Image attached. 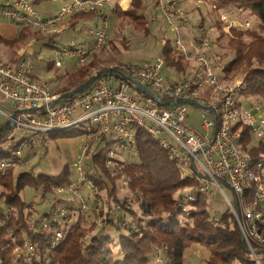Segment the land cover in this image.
<instances>
[{
  "label": "built area",
  "instance_id": "2783aa9c",
  "mask_svg": "<svg viewBox=\"0 0 264 264\" xmlns=\"http://www.w3.org/2000/svg\"><path fill=\"white\" fill-rule=\"evenodd\" d=\"M155 1L175 35L171 46L187 65L184 72L173 70L174 76L165 73L163 55L138 63H114L109 66L114 70L100 74L88 90L50 105L59 94L52 93L49 85L32 79V63L40 58L13 65L0 60V104L9 110L0 108L5 119L0 121V126L8 123L11 129L6 133L7 138L14 139V144L20 141L7 159L0 160V176L9 170L16 173L24 169L28 159L23 149L41 144L44 133L66 129L86 131L84 143L70 164L72 179L56 188L52 198L40 207L33 206L32 212L40 217L38 233L24 247L14 246L16 258L22 253L33 255L38 249L55 246L68 234L67 228L82 216H90L104 207L106 213L121 212L126 200L123 196L122 204L115 205L108 198L107 208L106 203L100 204L97 181L102 178L90 160L103 149L104 166L118 174L120 191L126 186L129 190L128 178L122 171L126 162L137 154L135 133L141 129L174 159L180 178L196 181L195 188L181 194V211H187L188 202L195 200V191L208 200L214 198L215 192L219 193L237 222L245 249L252 256L251 264H264V252H255L264 250V156L251 161L231 132L235 122L240 121L250 128L253 140L264 147V103L238 105L242 83L224 77L221 65L210 57V39L184 37L182 31L188 25V18L178 0ZM116 5L125 9L120 0H65L55 11L44 14L38 11L35 0H0V24L31 27L50 37L57 35L74 14L95 12L98 26L92 31V43L70 41L66 47L51 50L55 67H62L66 60L79 66L87 63L104 44L108 19ZM210 6L216 11L214 3ZM218 20L226 32L250 27L249 22H237L223 11H218ZM120 72L148 86L160 99L176 103L160 105L138 90L134 93L135 84ZM185 99L195 100L206 108L200 109L198 129L189 123L187 103L181 102ZM94 138L101 142L98 151L91 153L88 143ZM250 196L253 200H249ZM164 261V256H157L153 264Z\"/></svg>",
  "mask_w": 264,
  "mask_h": 264
},
{
  "label": "trees",
  "instance_id": "16d2710c",
  "mask_svg": "<svg viewBox=\"0 0 264 264\" xmlns=\"http://www.w3.org/2000/svg\"><path fill=\"white\" fill-rule=\"evenodd\" d=\"M43 1L49 0H35V3ZM211 1L215 4L216 11H213L216 16L218 11L228 13L230 8L248 10L259 22L260 31L247 33L250 37L248 42L242 39L245 35L243 32L232 30L235 38L229 37L228 44L234 57L222 69L225 78L242 74L238 105L243 102L242 98L252 96L264 103V0ZM140 5L141 0H131L125 9L116 5L112 15L147 34L151 20L140 12ZM96 18L97 14L93 11L78 12L68 24L73 27L78 22ZM31 35V27H19L11 41L0 36V45L19 47ZM41 38L38 35L36 37ZM46 45L52 46L51 40ZM97 54L86 64L69 72L60 92L54 94L62 96L85 84L95 74L106 72L108 65L93 73L94 68L101 63ZM162 55L166 68L184 72L187 65L167 41H164ZM10 129L8 123L1 124L0 142L7 139L6 133ZM84 132L81 129L66 131L68 136H79ZM231 132L242 153L251 161L264 156V147L253 141L247 125L237 121ZM135 137L137 154L126 162L122 172L128 178V188L133 198L144 200L145 210L137 214L129 208L130 199L122 204L115 197L114 188L110 187L113 178L102 161V149L91 158L90 165L102 178L97 181L99 188H105L106 183V193L113 196H107L109 200L114 201L115 205L122 204L121 212L111 214L99 209L93 212V220L90 216H82L67 228L68 234L55 246L38 249L33 255L22 253L16 258L13 253L15 245L24 247L27 240L32 242L37 236L40 217L32 212V207H40L51 199L56 188L70 182L72 172L64 165L57 175H34L31 168H24L16 173L9 170L0 176V264H153L157 256H164L162 264H185V253L195 244L208 252L205 264H233L235 261L251 264L237 222L228 207L214 215L211 213L212 200L195 191V200L188 202L187 211H181L179 192L186 186L195 188L196 181L180 178L174 159L143 130L137 129ZM10 154V149L3 150L0 146V160L7 159ZM26 186L35 192L37 203L26 202L22 198L21 193ZM51 206L55 208L56 204ZM126 211L127 217L123 214ZM177 216H182L183 221L176 220Z\"/></svg>",
  "mask_w": 264,
  "mask_h": 264
},
{
  "label": "rangeland",
  "instance_id": "374dc122",
  "mask_svg": "<svg viewBox=\"0 0 264 264\" xmlns=\"http://www.w3.org/2000/svg\"><path fill=\"white\" fill-rule=\"evenodd\" d=\"M60 1L62 0L43 1L39 4L36 3V7L38 11H44V13L47 12V14H49L59 7ZM178 1L186 11V18H188V25L186 29L182 31L185 33L184 37L196 38L200 36H206L207 38H209L211 41L210 57L212 56L211 58H213L215 62L221 65V67H223L224 64H226L229 60L234 57V53L228 44L229 37L235 38L232 34V30L243 32L245 35L242 37V39L245 42H248L250 40V37L247 35V33L259 32L261 29L259 22H257L254 15L250 11L235 10L233 8H230L228 9L229 14L227 13L230 19L235 18L237 22L240 23L249 22L250 27L249 29L242 30L231 29L229 30V32H226L222 29L221 23L217 20L218 16H216L214 11L211 9L210 5L214 3L213 1ZM130 2L131 0H129V4ZM126 3L127 0H125L124 5H126ZM140 6V12L145 14L146 18H149L151 20L149 32L147 34H145L143 31L140 32L136 30L132 25L128 24L127 21H124L121 18L111 15V17H109L108 19L106 40L101 46V48L94 53H98L97 56L99 58V62L101 63L96 68H94L93 73H95L100 67H104L107 65L110 66L114 63H138L156 55H162V47L164 41L170 43V46L173 44L175 35L169 28V25L167 24L163 15L158 10L156 6V1L141 0ZM97 21V18L94 19V21H85L84 24L86 25V27H83L86 32L83 31L84 29L83 27H81L80 30L83 31V34L81 33L82 35L73 34L69 31V29H66L63 31L61 30L59 34H55L52 36V38H49L44 37L43 35L39 34L36 30L31 29L33 35H31V37L29 36L26 39L25 43L21 44L19 47L5 46L4 44L0 45V60L9 65H13L15 63H19L22 60H26L31 56H40V60L36 63L33 62L31 67L35 72H37L39 80L43 79L42 81L44 82V84H49L52 93L60 92L63 85V81L65 77H67V75L64 77V75L62 74L65 71L67 74L75 70L78 66L66 60L65 63H63L64 65L62 67L59 66V68H56L53 65L54 54L49 49V46L46 45V42H48L49 40L55 42V47H57L58 50L59 48L66 47L70 41H89L90 43H92V31L95 30V28L98 26ZM174 22L177 23V20L174 19ZM237 28L241 27L237 26ZM3 34H0V36L8 41H11L15 38H10L7 37L9 35ZM37 35L42 36L43 38L36 39ZM85 35H87L86 37L89 38L88 41L84 38ZM90 59L87 62H89ZM226 79H230V81L233 83L237 80H240L242 83V74L229 75L226 76ZM133 92L138 93L137 90H133ZM242 100L248 105L263 102L256 96L242 98ZM0 108L4 111H9L2 104H0ZM187 109L189 114V123L198 129L199 121L197 120V117L201 110L189 104H187ZM4 120V117L0 115V121ZM70 130L71 129H66L59 132L44 133L41 140V144H37L29 150L24 148L22 152L24 157L27 158L28 161H26L27 164L23 168H31V172L34 175L40 173L46 175H57L62 170L64 165H67L69 170L71 171L70 164L78 155L81 147L80 145L84 143L83 138L85 137V134L82 133L79 136H68L66 131ZM144 133L149 138H151V136L147 132L144 131ZM14 142V139L7 138L0 142V146L3 150L10 149V151H12L18 146L20 141H18L17 144H14ZM100 142V140L95 141V138L92 139L91 142L88 143V145H90L89 152H97L100 147ZM83 164H85V161L83 162ZM106 169L109 170L108 167H106ZM109 173L110 176L113 178V185L109 186L114 188L115 197L120 199V197L123 196L124 199H130L131 206L129 208L133 209L137 214L143 212L146 208L144 200H135L132 196V193H130V191L127 189V186L123 191H120V188L118 186V174L112 173L110 171ZM71 176H73V173ZM104 187L107 188L106 183L104 184ZM105 188H99V190L97 191V198L99 199L101 205L103 203H106L107 208V196H113L108 195L105 191ZM192 189L193 187L186 186L182 190H180L179 194L190 192ZM226 192L229 197H232L231 193H229V190H226ZM34 193L35 192L30 187L26 186L22 191L21 196L26 202L33 201L34 203H37L38 199L37 196L34 195ZM211 200L212 214H218V212H222L226 208V204L219 195V193L215 192V196ZM249 200H253V196H250ZM109 204L110 203H108V205ZM104 208L101 209L104 211ZM123 214L126 217L128 216L127 211ZM90 217H92L91 220L95 218L93 214H91ZM175 219L180 222L183 221L182 216H177ZM207 255L208 252L205 251L203 247L198 244H195L186 251L184 257L185 264H205ZM249 256L251 259L252 256L250 254ZM261 257H263V254H261ZM155 262H157V260Z\"/></svg>",
  "mask_w": 264,
  "mask_h": 264
},
{
  "label": "water",
  "instance_id": "95a60500",
  "mask_svg": "<svg viewBox=\"0 0 264 264\" xmlns=\"http://www.w3.org/2000/svg\"><path fill=\"white\" fill-rule=\"evenodd\" d=\"M114 70V68H111V67H108L107 71H112ZM124 77L130 79L133 81V83L135 84V88L136 90H138L139 92L151 97L152 99H154L155 101L158 102V104L160 105H172L176 102H169V101H164L162 99H160L157 94H155L148 86L146 85H143V84H139L136 80H133L132 78H130L128 75L124 74V73H121ZM100 74H95V76L90 79L88 82H86L85 84H83L82 86H80L79 88L71 91V92H68L62 96H57L54 100H52L50 102V105H53L55 103H58V102H61V101H64L66 100L67 98L71 97V96H77L79 94H81L82 92L86 91V89L88 90V88L94 83V81L99 77ZM181 102H184V103H187L191 106H194L196 108H199V109H206L203 105L199 104L198 102H196L195 100H191V99H185ZM17 111H20V110H17ZM15 114L12 115V117H14ZM216 124V123H215ZM216 126V125H215ZM214 126V127H215ZM219 180H217L218 182ZM246 252L249 253V250L246 249ZM256 253H263L264 250H255Z\"/></svg>",
  "mask_w": 264,
  "mask_h": 264
},
{
  "label": "crops",
  "instance_id": "0c3cea01",
  "mask_svg": "<svg viewBox=\"0 0 264 264\" xmlns=\"http://www.w3.org/2000/svg\"><path fill=\"white\" fill-rule=\"evenodd\" d=\"M62 3V1H60V4ZM56 10V9H55ZM54 10V11H55ZM43 13H44V11H43ZM52 13V12H51ZM44 14H47V12L46 13H44ZM50 14V13H49ZM92 21H94V19H92ZM85 23V21L84 22H78L77 24H75L73 27H71L70 26V24H66L61 30L63 31V30H68L69 29V31L70 32H72L73 34H76V35H82L83 33V31H85V29H84V27L83 26H85L86 27V25L84 24ZM81 27H83V31L82 30H80L81 29ZM81 31V32H80ZM61 32V31H60ZM59 32V33H60ZM86 32V31H85ZM7 34V35H9V36H7V37H10V38H14L15 37V35L17 34V28L15 27V26H13V25H9V24H0V34ZM58 33V34H59ZM82 33V34H81ZM3 34V35H4ZM87 35H85V39H87V41L89 40V38H87L86 37ZM84 42H86V41H84ZM86 43H90L89 41L88 42H86ZM51 45L52 46H49V49L50 50H53V49H55V48H57V47H55V42H52L51 41ZM33 58H40V56H37V57H29L28 59H33ZM56 68H59V67H56ZM33 69V68H32ZM40 72H42V71H40ZM165 73H167V75H169V76H174L175 75V72L172 70V69H168V68H166L165 69ZM68 74V73H67ZM66 74V71L62 74V75H64V77L67 75ZM32 79H35L37 82L39 81V83H44L42 80L43 79H38L39 77H38V74H37V72H35L34 70H33V75H32ZM47 85H49L48 83H46ZM241 105H243V106H247L248 104L247 103H244V102H242L241 103Z\"/></svg>",
  "mask_w": 264,
  "mask_h": 264
},
{
  "label": "bare ground",
  "instance_id": "6f19581e",
  "mask_svg": "<svg viewBox=\"0 0 264 264\" xmlns=\"http://www.w3.org/2000/svg\"><path fill=\"white\" fill-rule=\"evenodd\" d=\"M124 3H125V0H120V4H121V6L124 8V7H126V5H124ZM127 4V3H126Z\"/></svg>",
  "mask_w": 264,
  "mask_h": 264
}]
</instances>
